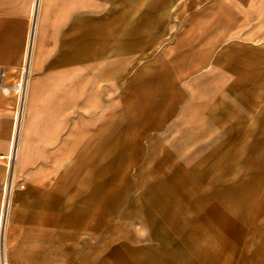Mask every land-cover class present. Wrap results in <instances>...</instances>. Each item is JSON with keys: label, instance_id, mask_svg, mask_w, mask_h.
Instances as JSON below:
<instances>
[{"label": "crops", "instance_id": "crops-1", "mask_svg": "<svg viewBox=\"0 0 264 264\" xmlns=\"http://www.w3.org/2000/svg\"><path fill=\"white\" fill-rule=\"evenodd\" d=\"M196 1L0 0L6 264H264V0Z\"/></svg>", "mask_w": 264, "mask_h": 264}, {"label": "rangeland", "instance_id": "rangeland-1", "mask_svg": "<svg viewBox=\"0 0 264 264\" xmlns=\"http://www.w3.org/2000/svg\"><path fill=\"white\" fill-rule=\"evenodd\" d=\"M221 0H198L196 1L195 6V19H207V17H210L211 21H217V22H226L228 24V28L226 30V37L227 38H235L238 37V6L237 9H235V5H238V0H223L225 3L224 8L227 9V11H218L219 6L218 3ZM261 3V2H260ZM204 6H210L211 12H202L204 9ZM261 15V14H260ZM249 17L250 14H245V17ZM231 26H235L232 28H229Z\"/></svg>", "mask_w": 264, "mask_h": 264}, {"label": "built area", "instance_id": "built-area-1", "mask_svg": "<svg viewBox=\"0 0 264 264\" xmlns=\"http://www.w3.org/2000/svg\"><path fill=\"white\" fill-rule=\"evenodd\" d=\"M0 86H1V74H0ZM22 90H23V76H21V78H19L14 84H13V91L15 94H17L18 96H21L22 94ZM6 190H5V194H4V198L0 207V231H1V227H2V223L5 217V212H6V207H7V196H6ZM0 264H6L1 252H0Z\"/></svg>", "mask_w": 264, "mask_h": 264}]
</instances>
